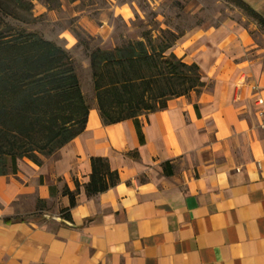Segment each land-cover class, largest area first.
<instances>
[{"label":"crops","instance_id":"crops-1","mask_svg":"<svg viewBox=\"0 0 264 264\" xmlns=\"http://www.w3.org/2000/svg\"><path fill=\"white\" fill-rule=\"evenodd\" d=\"M181 48L199 93L115 125L93 103L71 142L0 177V264H264V44L225 26ZM92 158L118 181L88 196Z\"/></svg>","mask_w":264,"mask_h":264},{"label":"trees","instance_id":"trees-1","mask_svg":"<svg viewBox=\"0 0 264 264\" xmlns=\"http://www.w3.org/2000/svg\"><path fill=\"white\" fill-rule=\"evenodd\" d=\"M31 9L28 0H0V177L15 173L17 160L39 164L40 157L54 155L84 131L90 110L70 54L10 24L26 25ZM178 39L170 30L154 35L145 30L138 40L111 50L88 51L92 93L104 125L136 120L166 108L172 98L199 93L198 67L172 51ZM90 165L88 196L117 184L105 159L92 158Z\"/></svg>","mask_w":264,"mask_h":264},{"label":"rangeland","instance_id":"rangeland-1","mask_svg":"<svg viewBox=\"0 0 264 264\" xmlns=\"http://www.w3.org/2000/svg\"><path fill=\"white\" fill-rule=\"evenodd\" d=\"M31 17L14 26L56 43L68 52L90 107L95 103L88 51L111 50L127 40H138L148 30H170L179 39L173 47L182 59L181 42L194 32L227 26L243 30L258 45L264 44V23L253 11L234 0H28Z\"/></svg>","mask_w":264,"mask_h":264},{"label":"built area","instance_id":"built-area-1","mask_svg":"<svg viewBox=\"0 0 264 264\" xmlns=\"http://www.w3.org/2000/svg\"><path fill=\"white\" fill-rule=\"evenodd\" d=\"M261 116H264V111L259 113ZM261 128H264V122L261 123Z\"/></svg>","mask_w":264,"mask_h":264}]
</instances>
